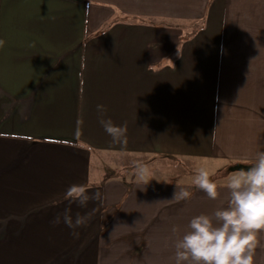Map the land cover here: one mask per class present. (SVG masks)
I'll use <instances>...</instances> for the list:
<instances>
[{
  "label": "crops",
  "instance_id": "obj_1",
  "mask_svg": "<svg viewBox=\"0 0 264 264\" xmlns=\"http://www.w3.org/2000/svg\"><path fill=\"white\" fill-rule=\"evenodd\" d=\"M0 39V264H174L229 182L210 200L189 182L105 176L102 156L228 166L264 151V0H0ZM74 184L101 199L79 207ZM182 188L192 198L171 200ZM67 208L87 224L67 227Z\"/></svg>",
  "mask_w": 264,
  "mask_h": 264
},
{
  "label": "clouds",
  "instance_id": "obj_2",
  "mask_svg": "<svg viewBox=\"0 0 264 264\" xmlns=\"http://www.w3.org/2000/svg\"><path fill=\"white\" fill-rule=\"evenodd\" d=\"M5 41L0 39V48ZM97 110L106 111L103 105ZM105 132L114 141L126 142V126H118L111 119L101 120ZM135 175L146 185L154 175L151 165L142 161L135 164ZM193 184L203 191L208 199H218L220 192L215 180L210 177L206 168L197 170ZM229 197L226 207H220L211 215L200 214L190 219L187 231L178 236L174 248V264H256V249L260 246V233L264 232V151H257L255 164L247 171L233 173L227 185ZM193 193L180 189L173 193L174 201H187ZM66 196L77 202L79 207L101 199V193L88 194L85 185H71ZM168 200V201H171ZM90 214L76 213L75 219L71 209H65L63 222L71 229L87 224ZM57 216L54 223L59 224ZM174 234L179 232L172 228Z\"/></svg>",
  "mask_w": 264,
  "mask_h": 264
},
{
  "label": "rangeland",
  "instance_id": "obj_3",
  "mask_svg": "<svg viewBox=\"0 0 264 264\" xmlns=\"http://www.w3.org/2000/svg\"><path fill=\"white\" fill-rule=\"evenodd\" d=\"M167 25L169 27L173 26V24ZM193 30L192 24L184 26V36L188 35L189 32H192ZM171 37L170 42H173L175 36L172 35ZM102 160L105 176H126L127 174H132L138 179L134 171L135 164L137 161H142L151 165L154 175L150 180L162 182H189L193 184V178L197 174V170L200 168H206L209 171L210 177L215 180L217 184L230 182L233 173H236L231 172L225 176V169H227L229 165L227 166V164H225L224 166L223 163L192 158L175 159L173 157L153 160L152 157L142 155L118 157L107 154L102 156Z\"/></svg>",
  "mask_w": 264,
  "mask_h": 264
},
{
  "label": "water",
  "instance_id": "obj_4",
  "mask_svg": "<svg viewBox=\"0 0 264 264\" xmlns=\"http://www.w3.org/2000/svg\"><path fill=\"white\" fill-rule=\"evenodd\" d=\"M254 164L251 165H247V164H243V163H237L234 165H231L230 167H228L226 173H224L225 175L231 173V172H238L240 170H245L247 171L248 168L252 167Z\"/></svg>",
  "mask_w": 264,
  "mask_h": 264
},
{
  "label": "trees",
  "instance_id": "obj_5",
  "mask_svg": "<svg viewBox=\"0 0 264 264\" xmlns=\"http://www.w3.org/2000/svg\"><path fill=\"white\" fill-rule=\"evenodd\" d=\"M163 158H173V157H163ZM176 159V158H175ZM231 165H229V167H230ZM227 169H228V167H227ZM227 169H225V171H227Z\"/></svg>",
  "mask_w": 264,
  "mask_h": 264
}]
</instances>
